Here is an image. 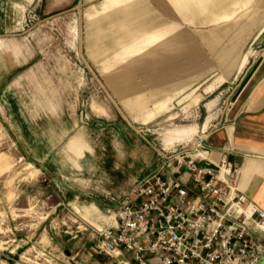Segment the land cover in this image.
I'll return each instance as SVG.
<instances>
[{
    "label": "rangeland",
    "instance_id": "rangeland-1",
    "mask_svg": "<svg viewBox=\"0 0 264 264\" xmlns=\"http://www.w3.org/2000/svg\"><path fill=\"white\" fill-rule=\"evenodd\" d=\"M103 1L0 0V264H82L76 252L92 253L95 229L106 226L162 154L187 149L200 158L210 151L205 140L223 124L232 96L264 50L257 39L264 21L250 35L227 29L256 17L257 0L237 4L233 17L218 23L178 18L157 0H143L157 21L178 25L170 35L189 34L202 60L176 75L174 82L186 88L171 100L176 91L154 94L169 82L137 76L115 85L108 75L160 45L148 44L152 35L145 30L129 36L128 27L114 22L91 25L89 13ZM94 31L103 33L105 45H91ZM214 32L220 43L209 45L204 36ZM237 38L239 58L249 54L246 67L217 83L226 70L215 48L231 47ZM99 47L104 50L96 55ZM211 114L206 131L198 130ZM192 128L201 140L208 135L201 145L177 138Z\"/></svg>",
    "mask_w": 264,
    "mask_h": 264
},
{
    "label": "built area",
    "instance_id": "built-area-1",
    "mask_svg": "<svg viewBox=\"0 0 264 264\" xmlns=\"http://www.w3.org/2000/svg\"><path fill=\"white\" fill-rule=\"evenodd\" d=\"M162 154L121 200L92 253L111 264H264V208L238 187V164Z\"/></svg>",
    "mask_w": 264,
    "mask_h": 264
},
{
    "label": "crops",
    "instance_id": "crops-1",
    "mask_svg": "<svg viewBox=\"0 0 264 264\" xmlns=\"http://www.w3.org/2000/svg\"><path fill=\"white\" fill-rule=\"evenodd\" d=\"M79 1L80 4H83L96 0ZM246 1L248 0H157L161 7L172 16L185 19L205 18L209 20V23H218L219 20L233 17L239 10L236 5L246 3ZM257 3L261 5L257 8L261 12L256 17L251 18L250 16L248 21L241 22L238 25L231 24L227 29L232 30L237 27L241 33L247 32L250 35L253 32V26L257 25V21L258 26L264 21V0H257ZM102 12H106V14L101 18L93 19V17ZM89 18L92 19L91 25L98 29H102V27L114 22L117 26L128 27V30H131L129 36L145 30L152 35V39L148 40V44L150 42L157 43L159 40L158 45L160 47L155 46L146 49L145 54L135 57L136 63L120 67L121 72L119 75H108V80L112 84L121 83L119 78L125 79L128 83L137 76L151 82H169L167 87L156 89L154 94L160 93L159 95L162 97H169L170 91H176L167 98L171 100L186 88L183 87V83L174 82L176 75L183 74L188 64V66L196 67L199 63L198 59L202 60L201 50L191 44L189 34L182 30L170 35L169 32L177 29L178 25L157 21V18L144 4L143 0H104L100 9L89 13ZM95 34L94 31L91 45H105L103 33L101 31L100 33L98 32L96 37ZM122 34L127 35L128 32ZM218 37L219 33L214 32L212 36H204V39L209 45H217L220 43ZM257 39L260 44L264 43V24L258 31ZM239 41L238 38L235 39L234 45L231 47L215 48L226 70L224 72L225 75L217 77V83L225 81L235 69L238 70L237 72L242 73V70L246 67L245 64L248 61L249 54L245 53L239 58ZM130 42L132 41L124 39L122 43L127 44ZM109 44H112V42H108L106 45ZM182 45H185V48L181 47ZM139 49L131 47L130 51H138ZM102 50L104 48H93L96 55L101 54ZM259 58H262V61L257 70L237 99L234 102L231 100V106L226 110V118L223 124L209 135V139L205 140L208 137L205 134L201 140L199 135L196 134V128V130L192 128L191 133L188 135L178 132L177 138H191L194 141H198V144H202L205 140V147L210 151L204 150L201 155L216 163L227 161L238 164L241 169L238 179L239 189L264 208V50L257 57V60ZM132 90L140 91V88L135 85L132 86ZM150 97L148 95L147 98L149 99ZM208 106L210 108L212 103H209ZM212 118V114L209 115L203 126L198 128V130L205 132L210 126ZM193 144L195 146L198 145L196 143ZM51 239L55 241L54 237ZM56 243L58 245L62 244L58 239H56ZM18 249L19 247H16V250ZM98 256L81 249L76 252L74 258L80 259L82 264H101V258Z\"/></svg>",
    "mask_w": 264,
    "mask_h": 264
},
{
    "label": "water",
    "instance_id": "water-1",
    "mask_svg": "<svg viewBox=\"0 0 264 264\" xmlns=\"http://www.w3.org/2000/svg\"><path fill=\"white\" fill-rule=\"evenodd\" d=\"M262 58H259L255 64L253 65V67L251 68V70L249 71V73L247 74V76L245 77V79L242 81V83L240 84V86L238 87L237 91L234 93L233 97H232V101L234 102L237 97L239 96V94L241 93V91L243 90V88L246 86V84L248 83V81L251 79V77L253 76V74L255 73V71L257 70L259 64L261 63Z\"/></svg>",
    "mask_w": 264,
    "mask_h": 264
},
{
    "label": "bare ground",
    "instance_id": "bare-ground-1",
    "mask_svg": "<svg viewBox=\"0 0 264 264\" xmlns=\"http://www.w3.org/2000/svg\"><path fill=\"white\" fill-rule=\"evenodd\" d=\"M200 145V144H199Z\"/></svg>",
    "mask_w": 264,
    "mask_h": 264
}]
</instances>
